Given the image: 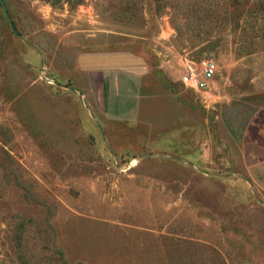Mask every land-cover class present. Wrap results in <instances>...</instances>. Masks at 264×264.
<instances>
[{"label":"rangeland","instance_id":"obj_1","mask_svg":"<svg viewBox=\"0 0 264 264\" xmlns=\"http://www.w3.org/2000/svg\"><path fill=\"white\" fill-rule=\"evenodd\" d=\"M4 2L22 38L0 2V264H264V176L230 125L264 105V0ZM118 59L145 75L134 139L87 96L90 63ZM202 59L209 87L182 84ZM161 84L202 106L203 142L150 139Z\"/></svg>","mask_w":264,"mask_h":264},{"label":"crops","instance_id":"obj_2","mask_svg":"<svg viewBox=\"0 0 264 264\" xmlns=\"http://www.w3.org/2000/svg\"><path fill=\"white\" fill-rule=\"evenodd\" d=\"M92 55L93 53L90 58H93ZM125 62L123 59H118L107 66H99L97 62H91L90 68L85 72L87 96L90 92L89 96L94 98L92 108L95 113L99 118H102V123L105 126L117 124L115 127L121 130L120 133H112V137L115 139H121V134L124 131L134 132L131 137L134 139L136 123L139 122L140 125L145 123L142 120L144 111L141 104L142 82L145 75L138 64L130 60L127 64ZM180 66L186 68L187 64L182 61ZM160 86L153 87L155 92L152 91L149 96L148 107L151 109L154 106L163 107L164 105L165 116L163 118L161 113L159 116L158 110L150 111L147 120L150 139L154 137L157 139L154 134L159 129L158 124L164 123L165 134H169V128H174L175 131H170V134L174 132L175 134L170 138L184 140L183 146L185 144L188 147L191 144L189 140L203 142L204 121H198V115L204 117L202 106L197 101L188 103L181 98L180 93L174 92V89L170 90L169 86L163 84ZM213 107L215 106L213 105ZM245 111L246 109H234L231 112V128L238 131L240 164L246 173L264 176V105L248 113ZM243 115L244 117H242ZM233 119L234 121H232ZM143 129L139 130L136 139H139ZM144 131L147 132V130Z\"/></svg>","mask_w":264,"mask_h":264},{"label":"built area","instance_id":"obj_3","mask_svg":"<svg viewBox=\"0 0 264 264\" xmlns=\"http://www.w3.org/2000/svg\"><path fill=\"white\" fill-rule=\"evenodd\" d=\"M193 64L184 71L180 82L191 89H207L217 73V63L212 59H202Z\"/></svg>","mask_w":264,"mask_h":264},{"label":"water","instance_id":"obj_4","mask_svg":"<svg viewBox=\"0 0 264 264\" xmlns=\"http://www.w3.org/2000/svg\"><path fill=\"white\" fill-rule=\"evenodd\" d=\"M0 2H1V5H2V7H3V10H4V13H5V16H6L8 22H9V24H10V26H11L12 31L14 32V34H15L16 36H18L19 38H22V35L20 34V32H19L17 26H16L15 23L13 22V20H12L10 14H9V12H8V10H7V7H6V4H5L4 0H0Z\"/></svg>","mask_w":264,"mask_h":264}]
</instances>
